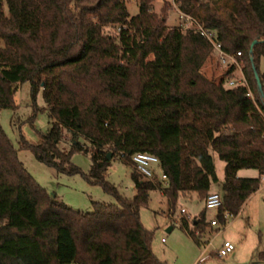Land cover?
<instances>
[{"label":"trees","instance_id":"1","mask_svg":"<svg viewBox=\"0 0 264 264\" xmlns=\"http://www.w3.org/2000/svg\"><path fill=\"white\" fill-rule=\"evenodd\" d=\"M126 1L0 0V109H16L14 95L29 81L33 102L42 90L52 120L39 144L21 137V147L57 171L83 173L116 200L94 201L92 211H82L50 195L0 122V264H167L152 249L141 209L154 189L173 212L180 197L205 200L219 181L211 150L225 162L222 223L260 187L264 97L256 75L264 91V0H174L217 32L225 52H241L247 84L235 87L227 85L234 65L219 78L202 71L214 57L209 39L167 25L170 1L156 12V0H138L133 16ZM75 152L91 155L87 173L72 162ZM136 152L159 158L167 187L136 167L132 197L106 180L108 153L133 164ZM245 168L259 176L240 177ZM181 222L197 240L208 225L206 208L192 228L186 217ZM259 257L264 262V252Z\"/></svg>","mask_w":264,"mask_h":264},{"label":"rangeland","instance_id":"2","mask_svg":"<svg viewBox=\"0 0 264 264\" xmlns=\"http://www.w3.org/2000/svg\"><path fill=\"white\" fill-rule=\"evenodd\" d=\"M165 0L154 1V9L159 12ZM170 1L168 11V26H176L179 23V11ZM224 0H222L223 2ZM127 9L131 16L139 12L138 0H127ZM222 9L226 7L220 5ZM212 60L202 68L208 76H221L224 69L213 53ZM234 72L235 78H242V66ZM260 68L264 72V58L261 59ZM241 69V70H240ZM17 105L16 109H0V122L10 137L19 157L47 192L55 196L76 210L92 211L94 201L103 203H114L115 197L108 193L101 184L91 183L83 173L68 174L57 171L40 162L30 149L21 147V137L31 144H39L42 135L46 134L51 126L52 120L48 114V107L43 98L42 90L37 94L36 102L31 96V83H21L14 95ZM66 135V134H65ZM69 139V136L67 135ZM62 148L68 150V141L61 143ZM215 161L219 181L213 183L211 191L221 192L220 186L224 180L225 162L217 153L211 150ZM72 162L83 172L87 173L91 166V155L83 152H75ZM111 164L106 171V180L114 184L118 190L127 197L135 193L134 182L131 178L133 167L118 158L110 159ZM240 177H258L256 169L245 168L238 173ZM205 200H198L195 193L190 197H180L174 212L160 189L150 192V201L147 207L141 209V220L144 226L153 231L152 249L156 256L167 264H194L198 259H205L207 264H264L259 254L264 252V175L261 177L259 189L253 193L244 203L236 216H231L226 223L219 222L212 226L211 220L217 218V210L206 209L207 227L196 234L195 240L181 222V217H186L193 227L192 221L199 217L204 209ZM185 207L187 214H181L180 209ZM225 241L235 245V249L224 257L216 253Z\"/></svg>","mask_w":264,"mask_h":264},{"label":"built area","instance_id":"3","mask_svg":"<svg viewBox=\"0 0 264 264\" xmlns=\"http://www.w3.org/2000/svg\"><path fill=\"white\" fill-rule=\"evenodd\" d=\"M179 11V23L178 28L181 31L194 30L205 36L213 44L214 52L217 53V58L222 66H235V71L240 68L239 63L241 52L227 53L222 48L217 40V32L208 28H205L200 22H198L190 14ZM241 70V69H240ZM234 71V72H235ZM246 79L242 73V78H235L234 75L231 79L227 81V85L230 87H235L239 85H245ZM251 95V94H250ZM132 162L136 167L137 171L141 173L145 178L149 180H157L161 183L162 187H167L169 185L168 176L163 171L159 158L149 152H136L131 156ZM205 208L218 210L222 205V196L218 191H211L204 201ZM181 214H187L188 211L185 207L180 209ZM224 217L228 219L230 214L227 212ZM220 220L214 218L211 220V225H218ZM235 249V245L230 241H225L222 246L217 250V255L219 257H224L228 255ZM194 264H207L205 259H198Z\"/></svg>","mask_w":264,"mask_h":264},{"label":"water","instance_id":"4","mask_svg":"<svg viewBox=\"0 0 264 264\" xmlns=\"http://www.w3.org/2000/svg\"><path fill=\"white\" fill-rule=\"evenodd\" d=\"M255 43H257V40H254L253 43H252V46H251V53H252V51H253V46L255 45ZM256 78H257V81H258L259 91H260L261 95L264 97L263 87H262V84H261V81H260V77H259L258 74L256 75ZM108 158H109V159L112 158V154H111V153H108Z\"/></svg>","mask_w":264,"mask_h":264},{"label":"crops","instance_id":"5","mask_svg":"<svg viewBox=\"0 0 264 264\" xmlns=\"http://www.w3.org/2000/svg\"><path fill=\"white\" fill-rule=\"evenodd\" d=\"M239 173V172H238ZM211 192V191H210Z\"/></svg>","mask_w":264,"mask_h":264}]
</instances>
